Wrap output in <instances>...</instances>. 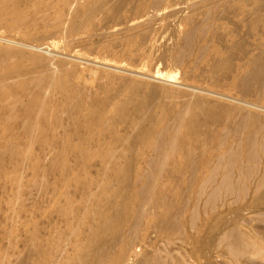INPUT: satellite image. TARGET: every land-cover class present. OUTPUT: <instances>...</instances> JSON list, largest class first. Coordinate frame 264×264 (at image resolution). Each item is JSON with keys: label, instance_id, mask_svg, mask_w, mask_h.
<instances>
[{"label": "bare ground", "instance_id": "1", "mask_svg": "<svg viewBox=\"0 0 264 264\" xmlns=\"http://www.w3.org/2000/svg\"><path fill=\"white\" fill-rule=\"evenodd\" d=\"M75 1L0 0V23L13 26L53 16L62 18ZM177 2L84 0L73 11L86 18L110 13L114 24H128L136 19V29H148L150 21L141 23L140 19ZM189 7L190 14L183 18L186 30L179 53L181 59L184 51H189L186 57L197 53V70L210 74L215 83L230 78L238 89L239 100L264 91V0H202ZM146 39V33L129 36L125 45L140 46ZM10 55H16L17 60L11 62ZM24 59L38 60L24 50L0 47V65L9 70L1 78L26 75ZM44 68L34 77L0 85V123L5 122L0 127V141L5 143L0 145V163L5 153L15 152L18 142H29L35 129L39 133L34 141L46 143L59 136L58 164L78 163L91 157L108 161L114 153V143L121 144V150L111 159L112 172L102 184L97 185L87 175L67 179L63 171L55 172L52 179L44 176L40 180L38 206L44 227L38 233L31 229L33 225L29 227L33 233L25 247V264H127L141 234V220L150 213L159 217L157 226L162 232L180 228L181 207L173 209L177 195L164 190L159 176L179 171L189 173L194 181L203 167L213 163L210 178L218 184L215 194L220 190L240 192L246 187L244 180L264 167V114L260 112L207 96L182 97L179 99L182 105L174 110L165 89L152 85L143 91V84L134 83L131 95L118 105L113 115H108L104 107L113 102L109 83L102 87L106 96L95 97L86 107L79 92L63 90L68 85L70 69ZM59 89L64 92L60 103L54 104L41 95ZM130 104L137 112L133 122ZM128 120L131 132L123 134L117 129V122ZM12 125L20 126L22 132L14 133ZM224 125L228 128L223 132ZM147 148L155 152L149 153ZM136 157H145L150 167L142 176L145 183L139 188L134 179ZM262 173L257 187L263 189L256 198L259 202L252 201L254 204H264V170ZM72 184L76 187L74 191L67 189ZM160 203L165 208L161 212L157 211ZM237 230L232 228L224 233L230 253L236 262L245 257L247 264H257L252 257H264V244L253 238L245 239ZM158 254L151 255L148 264H164ZM142 259L137 264L146 261Z\"/></svg>", "mask_w": 264, "mask_h": 264}, {"label": "rangeland", "instance_id": "2", "mask_svg": "<svg viewBox=\"0 0 264 264\" xmlns=\"http://www.w3.org/2000/svg\"><path fill=\"white\" fill-rule=\"evenodd\" d=\"M83 1L76 0L71 9H66L62 18L53 16L36 23H19L13 26L7 22L0 23V47L12 46L14 49L32 53L38 58L36 61L23 60V65L28 69L24 76L1 78L9 70L6 66L0 65L2 79L0 85L34 77L44 66L45 71L68 68L71 74L68 85L63 87V90L67 88L79 92L85 100L86 107L91 105L95 97L106 96V91L102 87L109 83L113 102L104 107L108 115H113L118 105L131 95L134 83L143 84V91L149 90L152 85L165 89L174 110L182 105V102L180 103L182 97L193 99L197 96H207L230 104L243 105L264 114V91L242 98L245 101L249 100V103L241 101L238 89L230 78L215 83L209 77L210 74H202L197 70L195 67L197 53L186 57L185 54L189 51H184V57L181 59L179 53L184 45L186 30L183 18L190 14V5L202 0H177L176 4L166 10L150 14L148 18L143 17L140 19L141 23L150 21L148 29H136V19L128 24H114L110 13L89 18L80 16L73 9ZM130 26L135 28L128 29ZM141 33L147 34L143 44L133 45L132 48L125 45L126 38ZM8 58L14 62L18 57L10 55ZM23 91L25 90L20 92ZM49 91L41 95L54 104L60 103L64 92L61 89ZM129 107V113L132 114L130 120L133 122L134 115L137 118V112L132 104ZM128 123L129 120L118 121L117 129L123 134H128L131 132ZM4 124L5 122L0 123V127ZM12 126L14 133L22 132L20 126ZM227 128L228 125H224L221 130L224 132ZM38 133L39 129H35L29 142L24 140L18 142L15 152L5 153L0 163V264H25V247L31 233H38L44 227L38 206L40 180L45 177L52 179L55 172L63 171L62 173L67 174V179L80 174L90 176L97 185L102 184L105 177L112 172L109 170L113 165L111 159H115L121 150V144L114 143V153L108 161L91 157L78 163L71 161L58 164L56 153L61 148L58 144L59 136L43 143L34 141V136ZM152 140L155 141L156 137L154 136ZM4 144L0 141V145ZM147 151L155 152L149 148ZM262 158L264 159V156ZM134 163L136 174L134 179L139 188L145 183L146 180L142 176L150 167L145 157H136ZM213 170L214 164L209 163L208 168L203 167L201 173L198 172L194 181L190 180L189 173L179 171L159 176V182L164 186V190L177 195L175 199L177 205L173 209L181 207L180 228L162 232L157 226L159 217L150 213L141 220V234L127 259V264H137L142 258V261H146L140 264H148L149 257L158 252L164 264H247L245 257L236 262L227 246L228 241L224 233L235 228L245 239L253 238L264 244V204L252 202H259L256 198L263 188H258L257 182L263 174L264 167L261 166L260 172L255 170L254 175L244 180L247 192L243 188L240 192L220 190L216 194L218 184L210 178ZM139 179H142L140 183ZM68 188L74 191L76 187L72 184L68 185ZM183 200L186 201L184 204ZM164 209V205L160 203L157 211L161 212ZM228 214L229 218L226 217ZM28 219L32 222L29 223ZM205 251L207 253H204ZM252 258L257 264H264L263 256Z\"/></svg>", "mask_w": 264, "mask_h": 264}]
</instances>
